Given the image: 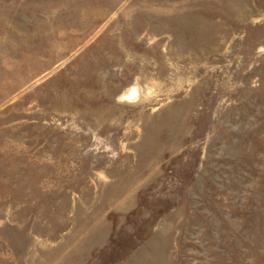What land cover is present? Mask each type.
Segmentation results:
<instances>
[{
	"label": "rangeland",
	"instance_id": "1",
	"mask_svg": "<svg viewBox=\"0 0 264 264\" xmlns=\"http://www.w3.org/2000/svg\"><path fill=\"white\" fill-rule=\"evenodd\" d=\"M0 264H264V0H0Z\"/></svg>",
	"mask_w": 264,
	"mask_h": 264
}]
</instances>
